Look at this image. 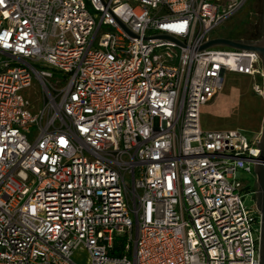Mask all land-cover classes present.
<instances>
[{"label":"built area","instance_id":"built-area-1","mask_svg":"<svg viewBox=\"0 0 264 264\" xmlns=\"http://www.w3.org/2000/svg\"><path fill=\"white\" fill-rule=\"evenodd\" d=\"M244 1L0 0V264H260L261 132L200 122L229 73L264 95L204 47Z\"/></svg>","mask_w":264,"mask_h":264},{"label":"rangeland","instance_id":"rangeland-1","mask_svg":"<svg viewBox=\"0 0 264 264\" xmlns=\"http://www.w3.org/2000/svg\"><path fill=\"white\" fill-rule=\"evenodd\" d=\"M230 3L231 0H223ZM264 27V0H245L240 8L213 32L214 37L233 40H257L262 36ZM226 48V47H221ZM59 76V75H56ZM37 107H43L39 96L38 84L27 90ZM200 122L207 130H241L248 138H254L264 127V95L254 90L253 77L229 73L219 95L202 107ZM242 179L248 180L251 187L257 184V175L243 173ZM253 194L247 193L246 203L256 206ZM75 259L79 264H88V253L77 250Z\"/></svg>","mask_w":264,"mask_h":264},{"label":"water","instance_id":"water-1","mask_svg":"<svg viewBox=\"0 0 264 264\" xmlns=\"http://www.w3.org/2000/svg\"><path fill=\"white\" fill-rule=\"evenodd\" d=\"M213 45H225V46L236 47V48H253L259 52L262 62H263V67H264V41L258 44L248 45V44L240 43L230 38L218 37V38L212 39L204 47L213 46ZM258 146L261 147L262 152H261V156L256 161L255 167H256V172L258 174L257 179L261 187V191L259 194V203H258V208L261 210L262 215H263L260 264H264V127L261 132V139H260V143H258Z\"/></svg>","mask_w":264,"mask_h":264},{"label":"flooded vegetation","instance_id":"flooded-vegetation-1","mask_svg":"<svg viewBox=\"0 0 264 264\" xmlns=\"http://www.w3.org/2000/svg\"><path fill=\"white\" fill-rule=\"evenodd\" d=\"M255 44H258L260 42H263L264 41V27H263V30H262V36L260 39H257V40H252ZM254 172L256 173L257 177H258V174L256 172V167L254 168ZM248 193L249 194H253L254 198L256 199V203H257V206H258V203H259V194H260V191H261V187L259 185V182H258V179H257V184L254 186V187H249L248 189Z\"/></svg>","mask_w":264,"mask_h":264}]
</instances>
